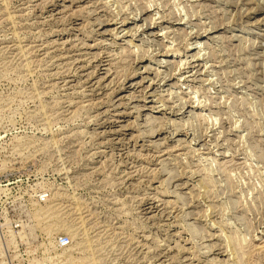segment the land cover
<instances>
[{"label":"rangeland","instance_id":"obj_1","mask_svg":"<svg viewBox=\"0 0 264 264\" xmlns=\"http://www.w3.org/2000/svg\"><path fill=\"white\" fill-rule=\"evenodd\" d=\"M263 29L264 0H0V264H264Z\"/></svg>","mask_w":264,"mask_h":264},{"label":"built area","instance_id":"obj_2","mask_svg":"<svg viewBox=\"0 0 264 264\" xmlns=\"http://www.w3.org/2000/svg\"><path fill=\"white\" fill-rule=\"evenodd\" d=\"M58 244L60 247L65 248L69 245V240L66 237H62L59 239Z\"/></svg>","mask_w":264,"mask_h":264},{"label":"bare ground","instance_id":"obj_3","mask_svg":"<svg viewBox=\"0 0 264 264\" xmlns=\"http://www.w3.org/2000/svg\"><path fill=\"white\" fill-rule=\"evenodd\" d=\"M262 32L264 31V29L263 30H261Z\"/></svg>","mask_w":264,"mask_h":264}]
</instances>
